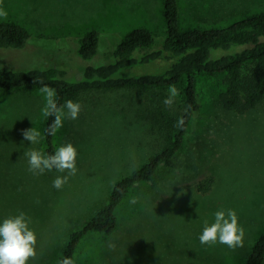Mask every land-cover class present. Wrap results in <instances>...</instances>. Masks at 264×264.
<instances>
[{
	"label": "rangeland",
	"instance_id": "1",
	"mask_svg": "<svg viewBox=\"0 0 264 264\" xmlns=\"http://www.w3.org/2000/svg\"><path fill=\"white\" fill-rule=\"evenodd\" d=\"M179 4L183 27L225 26L264 11V0ZM0 12L6 13L0 20L16 21L30 34L23 48L0 49V65L56 66L68 80L77 79L87 63L107 60L130 29L146 27L157 40L166 35L162 0H0ZM90 29L99 31L98 53L81 64L77 40ZM196 86L200 107L175 165H161L152 180L131 187L116 208L114 231L87 233L74 253L75 264L245 262L264 230V100L243 113L223 107L218 98L226 88L225 73L200 74ZM178 92L171 106L164 103L169 87L91 89L68 96L81 111L76 120L64 119L55 143L75 146L77 172L56 189L53 180L66 173L33 175L23 156L29 147L44 152L39 88L0 90V222L21 211L30 218L37 256L26 264H56L69 234L106 202L113 184L161 150L183 114ZM31 127L41 133L34 145L22 136ZM221 208L235 210L244 228L242 247L200 244L203 221L214 222Z\"/></svg>",
	"mask_w": 264,
	"mask_h": 264
},
{
	"label": "trees",
	"instance_id": "2",
	"mask_svg": "<svg viewBox=\"0 0 264 264\" xmlns=\"http://www.w3.org/2000/svg\"><path fill=\"white\" fill-rule=\"evenodd\" d=\"M162 4L166 25L162 40H157L146 27H135L120 38L107 60L86 64L85 61L98 53L100 34L96 29H90L81 35L77 40V53L82 59L81 64L86 65L75 80H68L65 71L56 66L18 70L0 65V90L40 88V83H33L37 79L55 90L57 103L61 106L68 96L91 89L175 86L181 93L183 124L176 127L158 153L113 184L106 202L81 228L69 234L58 261L63 257L74 258L79 242L90 231L113 232L117 225L116 208L128 190L152 180L161 165H175L174 157L200 107L196 86L198 75L225 73L226 88L219 93L218 99L227 109L243 113L264 100V11L245 15L225 26L183 27L179 0H162ZM29 38L23 25L0 20V49L23 48ZM161 60V66L131 72L133 68L150 66ZM52 119L46 118L43 130L45 154H52L57 148L56 134L47 133ZM243 264H264V230L251 246Z\"/></svg>",
	"mask_w": 264,
	"mask_h": 264
},
{
	"label": "clouds",
	"instance_id": "3",
	"mask_svg": "<svg viewBox=\"0 0 264 264\" xmlns=\"http://www.w3.org/2000/svg\"><path fill=\"white\" fill-rule=\"evenodd\" d=\"M0 15H6V13L0 12ZM33 83L41 84L39 92L44 99L41 108L42 116L53 118L47 129L49 135L57 133L63 126L64 119H78L81 111L79 102L69 99L62 106L58 105L54 89L37 79ZM178 95V89L175 86H170L169 96L164 103L171 106ZM182 124L183 119L181 118L177 126ZM22 136L24 140L30 141V144L34 145L39 142L41 133L35 127H31L23 129ZM77 155V149L71 142L60 145L52 154H45L31 147L23 152V156L27 159L28 171L33 175H41L52 170L66 173V175L57 176L53 180V187L56 189L62 188L68 179L76 174ZM131 202L135 203V200ZM213 215L214 222L209 223L207 219L203 221L202 232L198 237L200 244L212 246L219 243L233 250L242 247L244 228L239 224L235 210L221 208L215 211ZM36 245V233L30 227V218L24 212L21 211L18 214L5 217L0 222V264H26V262L36 258ZM58 264H75V260L71 257H63L58 261Z\"/></svg>",
	"mask_w": 264,
	"mask_h": 264
}]
</instances>
